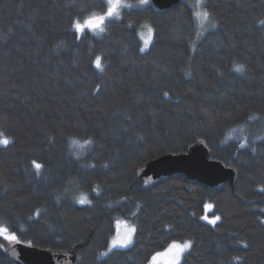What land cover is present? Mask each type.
I'll return each instance as SVG.
<instances>
[{
	"label": "trees",
	"instance_id": "obj_1",
	"mask_svg": "<svg viewBox=\"0 0 264 264\" xmlns=\"http://www.w3.org/2000/svg\"><path fill=\"white\" fill-rule=\"evenodd\" d=\"M92 2L0 0V132L12 141L0 145V227L74 250L77 264H146L174 240L192 241L179 264H264V0H204L216 27L200 36L196 0H150L77 39L71 22ZM199 142L229 169L222 187L140 176ZM121 218L133 242L101 255ZM10 243L0 264H17Z\"/></svg>",
	"mask_w": 264,
	"mask_h": 264
},
{
	"label": "snow or ice",
	"instance_id": "obj_2",
	"mask_svg": "<svg viewBox=\"0 0 264 264\" xmlns=\"http://www.w3.org/2000/svg\"><path fill=\"white\" fill-rule=\"evenodd\" d=\"M139 4L146 5L148 4V0H139ZM131 7L132 5L125 3L124 0H93V2L87 5L85 8V11L87 12L86 15L84 13H81L72 20L71 22L72 29L74 30V33L77 35V39H80L81 35L86 33V30L91 31L96 35H100L106 31V22L112 20H120L121 10ZM193 7L196 9L193 15L196 18L199 27L197 36L202 35V33L206 31L208 27L211 28L216 27V24L211 23V14L207 10L206 5L204 4V0H196V3ZM93 8H99L100 11L99 12L91 11L90 9ZM206 22H207V26H206ZM260 24L264 25V20L260 21ZM143 27L146 28L147 30V36L145 38V34L143 32L140 33V38L143 40V46L139 49L140 52H145L149 48L154 33V29L150 25L145 24ZM94 64L97 69L103 70V65L101 63L100 56H96ZM235 71L237 72L244 71L243 65L240 64L235 65ZM96 91L97 92L100 91L99 85L96 86ZM164 95L167 96L168 93H164ZM11 142L12 141L8 137L4 136V134L0 132V145L7 146ZM72 144L77 145L79 144V141L73 140ZM84 144L91 145L92 141L90 139L85 140ZM253 151H255V149H253ZM77 155H79V153H77ZM31 164L35 170V174L39 176L44 166L41 163H38L36 160H33ZM78 200L79 203L81 204L91 203V201L88 200L87 197L83 194H81ZM205 207L207 209H211L212 205L208 204ZM202 218L205 220H209V222L212 224H215L218 220H220V216H214L211 219H209V217L205 215ZM136 231L137 229L135 226L128 227L123 235L117 234L111 239L109 248L111 249L115 247H127L133 242V235L136 233ZM0 239L7 240L13 243L20 242L17 235L14 232H10L8 227H0ZM191 247H192L191 240H185L183 242L175 241V240L172 241L166 250L167 253L172 254L171 264H179V261L181 260L183 254ZM245 247H247L246 244ZM107 254H108L107 252L101 253V255H107ZM159 255H161V253H156L152 257L151 264H155L156 258ZM234 259L240 260L241 257L237 256L234 257Z\"/></svg>",
	"mask_w": 264,
	"mask_h": 264
},
{
	"label": "water",
	"instance_id": "obj_3",
	"mask_svg": "<svg viewBox=\"0 0 264 264\" xmlns=\"http://www.w3.org/2000/svg\"><path fill=\"white\" fill-rule=\"evenodd\" d=\"M183 0H151L160 10H167L182 3ZM209 148L199 142L189 148L187 153L166 154L144 164L139 174L148 182H159L161 178L173 174H184L188 179L211 187H222L231 179L230 171L223 163L210 159ZM8 254L17 264H77L74 250H50L32 247L22 243H10Z\"/></svg>",
	"mask_w": 264,
	"mask_h": 264
},
{
	"label": "rangeland",
	"instance_id": "obj_4",
	"mask_svg": "<svg viewBox=\"0 0 264 264\" xmlns=\"http://www.w3.org/2000/svg\"><path fill=\"white\" fill-rule=\"evenodd\" d=\"M150 1V0H148ZM125 3L127 4H130L132 5V7L134 6H140L139 4V0H124ZM149 25V24H148ZM144 34H145V38L147 36V30L146 28L143 29L142 31ZM130 226H133V224L131 223V221L129 219H126V218H121V219H118L115 223V233H113L114 235L111 237V239L116 236L117 234H121L123 235L126 231V229ZM3 240V239H2ZM5 244H8L9 241L7 240H3ZM111 241V240H110ZM185 241V240H183ZM183 241H180V242H183ZM13 242H11L12 244ZM110 244V242H109ZM109 244H108V249L105 251V252H109L111 251L112 249H115V248H124V247H115V248H109ZM129 246V245H128ZM169 246V245H168ZM168 246L165 248V249H162L160 251H156L154 252L151 257H150V260H148V262L146 264H151V261H152V257L156 254V253H161V255L157 256L156 258V261H155V264H171V256L172 254L171 253H167L166 250L168 248ZM184 255V254H183ZM183 258V256H182ZM181 258V260H182ZM181 260L179 261V263L181 262Z\"/></svg>",
	"mask_w": 264,
	"mask_h": 264
}]
</instances>
